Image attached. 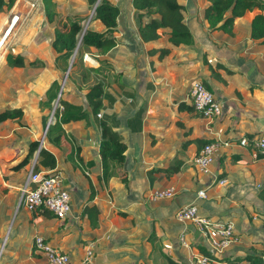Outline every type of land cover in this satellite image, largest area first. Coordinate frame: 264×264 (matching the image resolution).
<instances>
[{"label": "crops", "instance_id": "crops-1", "mask_svg": "<svg viewBox=\"0 0 264 264\" xmlns=\"http://www.w3.org/2000/svg\"><path fill=\"white\" fill-rule=\"evenodd\" d=\"M60 1L65 4L59 5V15L87 13L83 28L89 24L104 28L99 20L91 21L93 8L86 11V0ZM112 1L120 10L113 32L117 43L105 53H99L93 45L79 50L82 55L88 54L87 59L82 58L86 65L97 67L102 60L109 64L97 75L91 74L90 81L101 77L105 83L102 104L96 113L91 112L84 93L86 82L77 74L68 76L75 53L67 70L62 71L54 64L56 52L50 43L52 23L46 19L42 0H15L7 12H0V25L8 13L18 12L19 21L25 15L22 28L27 32L18 35L25 45L21 50L47 38L35 53L49 61L46 71L40 74L37 89L25 87L28 99L19 103L26 124L13 120L0 123V264L44 263V257L33 247L35 235H42L75 262L86 257L91 248L90 264H173L163 253L178 262H187L192 256L201 255L189 244L192 240L219 253L223 248H212V241L218 239L217 225L226 223L232 225V231L241 234L232 240L231 250L228 248L230 251L227 249L224 253L234 252L238 242L245 245L251 238L264 235L262 219L256 212L247 215L238 201L244 195L256 194L264 183V156L258 157L254 146L242 145L236 140L247 131L253 137L264 138V43L250 36L255 10L237 16L232 32L211 30L202 15L208 0H180L195 44H180L159 56L158 52H148L149 45L140 36L132 0ZM147 19L141 17V21ZM39 31L44 32V39L38 40ZM166 31L168 28L157 29L162 35V46L168 45ZM14 68L22 71L21 67ZM54 79L61 82L62 97L83 103L90 111L89 116L63 123L64 133L58 146L52 145L55 166L34 169L38 159V150H35L23 167L11 169L8 163L12 160L8 157L20 158L27 147L23 145L16 150L12 143L39 139L40 146L47 145L43 122L47 109L38 104V99L45 96L44 89ZM194 79L206 82L222 100L221 115H200L181 106L191 101L189 91ZM101 119L127 144L123 163L107 181L101 178ZM196 136H213L225 142L210 173L195 168L192 163L197 150L193 140ZM72 151L74 155L70 156ZM234 151L245 156L234 160L231 158ZM174 157L184 162L171 177H165L162 170H150L168 165ZM35 171H55L62 176L63 185L70 193V211L64 218L44 215L21 202L20 187ZM149 174L154 177L152 183ZM122 177H126V184ZM169 185L176 187L173 196L151 198L153 188ZM199 188L204 189L205 196L196 195ZM85 201L99 204L98 227H91L81 215ZM194 201H201V208L215 217L210 218L211 225L201 229L192 220L176 217L179 207ZM255 208L263 209L264 204H256ZM154 217L159 228L157 238L151 243L148 235Z\"/></svg>", "mask_w": 264, "mask_h": 264}, {"label": "trees", "instance_id": "trees-1", "mask_svg": "<svg viewBox=\"0 0 264 264\" xmlns=\"http://www.w3.org/2000/svg\"><path fill=\"white\" fill-rule=\"evenodd\" d=\"M15 0H0V11L10 8ZM86 9L93 8L91 16L92 20H99L103 25V29H97L94 25L89 24L85 28L81 24V20L87 15H82L80 12H74L72 15L64 14L59 15V5L64 4L60 0H42L44 14L49 23H52L53 36L51 45L55 50L54 64L61 68L62 71L67 70L70 58L75 53L74 59L71 63L68 76L76 75L86 82L84 93L88 104L91 107V112L96 113L101 107V95L104 90L103 78L91 79V74L97 75L103 66L108 67L107 61L102 60L101 65L90 66L82 61L81 48H87L91 45L96 46L99 53H105L117 43V38L113 32L117 23L119 15V7L112 0H86ZM132 4L136 9V15L139 19L138 28L140 36L144 42L149 45L148 52L153 54L158 52L159 56H164L169 53L172 48L180 44H187L194 46L195 39L190 27L184 20L183 9L184 4L180 0H132ZM248 10H255L250 21V36L255 39H260L264 43V0H208V4L202 9V15L208 20L209 29L223 30L232 32L234 19L237 16L243 15ZM148 17L147 20L141 21V17ZM158 28H168L167 40L168 45H160L162 35L157 32ZM81 38L79 40V35ZM44 38V34L42 35ZM43 38V39H44ZM47 38L41 43H30L24 49L8 50L5 53L4 64L0 67V85L4 86V90L0 93V123L4 120H13L17 124H26L22 119L24 110L19 103L28 99V94L25 87L37 89L41 79L40 74L46 71L49 66V61L44 55H37L36 48L39 45L45 44ZM219 65L224 66L222 63ZM14 67H21V72L14 71ZM11 71L10 77H6L5 72ZM9 78V82L6 80ZM204 82V81H203ZM45 83V82H44ZM209 88L210 86L204 82ZM61 82L59 79H54L50 82L48 87L44 89L45 96L38 99V104L42 108L47 109V113L43 115V122L46 126L47 118L53 104L57 99L62 105L61 108L55 107V119L51 121L45 131V141L47 145L40 146L39 139H30L27 142L15 141L12 147L20 149L26 145L25 153L20 157L10 156L8 160V167L11 169H19L23 167L32 158L35 150H38L36 167L55 166L56 157L52 145L58 146V140L64 133L63 123L85 118L87 119L90 111L81 102H75L62 97V92L58 97ZM58 97V98H57ZM182 107H186L188 111H194L200 115L205 113L197 110L192 102H184ZM101 140L99 143V153L101 157L102 172L101 178L108 180L112 175L117 174L115 169L121 166L125 159V150L127 144L125 140L119 137V134L113 130L111 125L105 120L101 119ZM249 138L248 146L253 147L252 137L253 133L246 132L244 134ZM242 135L238 136L236 140H240ZM194 142L197 144L195 156L200 148L207 142L215 140L213 136H196ZM51 144V145H50ZM222 153V152H221ZM220 153V154H221ZM1 154V149H0ZM224 154V152L222 153ZM245 153L234 151L231 153V158L234 160L240 159ZM74 155V151L70 152V156ZM258 157L264 156V151L256 150ZM184 160L180 157H174L170 163L164 167H153L150 170H162L163 175L167 178L171 177L173 173L178 172ZM195 166L194 162H192ZM196 168V166H195ZM150 176V183L154 177ZM222 175H218L216 179ZM122 181L126 184V177H122ZM176 189V187H175ZM1 196V190H0ZM91 198V197H90ZM89 200V199H88ZM240 205L243 207L247 215L251 212L256 214L262 219V228L264 229V208L256 209V204H264V183L261 184L256 194H247L238 199ZM201 201H194L197 204L198 211L201 215L211 217L208 213L201 208ZM37 212L44 215L55 216L48 208L38 206ZM34 211V212H36ZM101 208L97 202L85 201L81 209V215L85 216L91 227L99 226V213ZM126 213V211H123ZM124 213V214H125ZM156 217L153 219L152 230L148 235V240L153 243L157 238V230L159 226L156 224ZM214 220V219H213ZM231 237H236L241 234L240 231H231ZM53 245V244H52ZM193 245L197 248L198 252L207 257L208 260H217L225 264H264V235L260 238H251L248 245L239 244L234 253L224 256H218L202 242H194ZM55 246V245H53ZM163 255L173 264H187L185 261H176L171 255L163 253ZM42 264H46L45 262Z\"/></svg>", "mask_w": 264, "mask_h": 264}, {"label": "built area", "instance_id": "built-area-1", "mask_svg": "<svg viewBox=\"0 0 264 264\" xmlns=\"http://www.w3.org/2000/svg\"><path fill=\"white\" fill-rule=\"evenodd\" d=\"M19 13L13 12L7 20V25L0 35V57L2 58L7 49L8 36L19 20ZM83 59L88 58V54L82 55ZM61 90H59L58 97ZM191 100L195 108L206 115H221L223 113V102L215 96V93L208 88L201 79H194L190 85L189 91ZM57 97V98H58ZM62 105L55 100V105L50 112L46 126L55 119L54 109ZM225 142L215 139L211 142L205 143L199 150V152L193 156L192 160L197 169L203 172L213 171V162ZM242 145H248L249 138L245 135L239 140ZM252 145L256 150L264 151V138L254 136L252 137ZM20 199L31 210L36 209L38 206H44L48 208L56 217L64 218L70 211V193L63 185L62 176L55 172H31L28 179L20 187ZM176 189L174 186L169 185L165 187L153 188L150 191V196L154 200L171 197L175 194ZM197 196H205L203 188H199L196 191ZM176 217L180 220H192L196 225L203 229L211 225V219L205 215H201L198 211L197 204L194 202L182 205L176 211ZM218 239L212 241V248L219 250L221 247L227 245L230 242V233L232 231V225L230 223L217 225ZM92 247V245H90ZM33 247L38 251L45 259L46 264H90L88 256L92 253V249L89 248L86 257L79 261H72L68 253L60 250L56 246L45 240L42 235H35L33 239ZM212 250V249H211ZM213 251V250H212ZM214 252V251H213ZM198 261L202 264L209 263V260L204 255H199Z\"/></svg>", "mask_w": 264, "mask_h": 264}, {"label": "rangeland", "instance_id": "rangeland-1", "mask_svg": "<svg viewBox=\"0 0 264 264\" xmlns=\"http://www.w3.org/2000/svg\"><path fill=\"white\" fill-rule=\"evenodd\" d=\"M65 4V3H64ZM61 5V4H60ZM83 9V8H82ZM85 9V8H84ZM7 10L8 9H3L2 11H4V12H7ZM90 10V9H89ZM89 10L88 9H86V11L87 12H89ZM83 11V10H82ZM91 11H92V9H91ZM1 12V11H0ZM11 14L12 13H8V15H6L8 18L11 16ZM64 14H67L66 12H63L62 13V15H64ZM73 14V13H72ZM69 15V14H68ZM90 16H91V14H90ZM8 18L7 19H5L2 23H1V25H0V35L3 33V30H4V28L6 27V25H7V20H8ZM24 18H25V15H23V17L22 18H20V21L18 20L17 21V23H16V25H14V27H13V29L11 30V32H10V34H9V36H8V40H7V49L6 50H4V53H6L8 50H15V49H21V46H25L24 44H22L21 43V38H19V36L18 35H20V34H24L25 33V31L27 32V30H24L23 28H22V21L24 20ZM87 18H86V16L81 20V24L82 25H84V23H85V20H86ZM89 20V19H88ZM88 20H87V22H88ZM42 27H43V25H42ZM41 27V28H42ZM51 27V26H50ZM44 29V28H43ZM40 30H42V29H40ZM43 33L44 32H37V34H36V36L38 37V40H40V39H43L44 37L42 36L43 35ZM15 37V38H14ZM22 37V36H21ZM5 56V55H4ZM4 58V57H3ZM4 60L0 57V67L4 64ZM14 71H16V72H19L21 69H13ZM11 74H12V72L9 70V71H6L5 72V75H6V77H10L11 76ZM4 90V86H1L0 85V93L2 92ZM1 95V94H0ZM233 239H235V237L233 236V237H231L230 236V242L227 244V245H225V246H223V247H221V248H223V250L224 251H219V253H215V252H213L214 254H216V255H218V256H224V255H227V254H229V252H227V253H224V252H226L227 251V249L228 248H230V250H231V246H233V244L232 245H230L231 244V242H232V240ZM210 240H212V239H210ZM194 242H199V241H190L189 242V244L191 245H193V243ZM244 243H245V241H243ZM249 243V242H248ZM248 243H246L245 245H248ZM239 244H241V243H239L238 242V245ZM221 248H220V250H221ZM226 248V249H225ZM229 249H228V251H230ZM230 253H234V252H230ZM198 257H199V255H194V256H192L191 257V259H189L188 261H187V263L188 264H202L201 262H199L198 261ZM207 264H225L224 262H220V261H217V260H209V263H207Z\"/></svg>", "mask_w": 264, "mask_h": 264}, {"label": "water", "instance_id": "water-1", "mask_svg": "<svg viewBox=\"0 0 264 264\" xmlns=\"http://www.w3.org/2000/svg\"><path fill=\"white\" fill-rule=\"evenodd\" d=\"M45 131H46V128H45Z\"/></svg>", "mask_w": 264, "mask_h": 264}]
</instances>
